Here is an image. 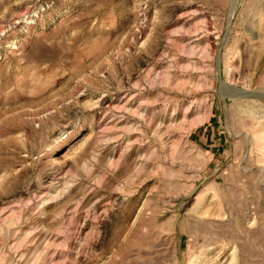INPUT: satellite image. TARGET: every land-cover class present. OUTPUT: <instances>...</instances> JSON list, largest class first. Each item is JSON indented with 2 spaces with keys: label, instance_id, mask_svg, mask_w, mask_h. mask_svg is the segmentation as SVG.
<instances>
[{
  "label": "rangeland",
  "instance_id": "1",
  "mask_svg": "<svg viewBox=\"0 0 264 264\" xmlns=\"http://www.w3.org/2000/svg\"><path fill=\"white\" fill-rule=\"evenodd\" d=\"M0 264H264V0H0Z\"/></svg>",
  "mask_w": 264,
  "mask_h": 264
}]
</instances>
